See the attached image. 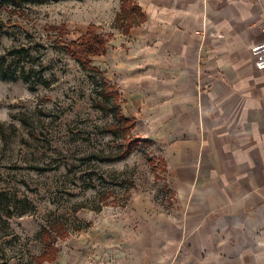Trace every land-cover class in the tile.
<instances>
[{
  "label": "rangeland",
  "instance_id": "374dc122",
  "mask_svg": "<svg viewBox=\"0 0 264 264\" xmlns=\"http://www.w3.org/2000/svg\"><path fill=\"white\" fill-rule=\"evenodd\" d=\"M0 3V69H33L0 78V264H210L167 250L177 213L159 147L135 127L123 158L111 132L126 117L106 98L118 91L107 58L131 32L116 22L122 0ZM92 27L108 46L88 70L66 47Z\"/></svg>",
  "mask_w": 264,
  "mask_h": 264
},
{
  "label": "crops",
  "instance_id": "0c3cea01",
  "mask_svg": "<svg viewBox=\"0 0 264 264\" xmlns=\"http://www.w3.org/2000/svg\"><path fill=\"white\" fill-rule=\"evenodd\" d=\"M136 1L147 20L117 39L109 78L160 149L177 213L167 250L264 264V71L250 51L264 0Z\"/></svg>",
  "mask_w": 264,
  "mask_h": 264
},
{
  "label": "trees",
  "instance_id": "16d2710c",
  "mask_svg": "<svg viewBox=\"0 0 264 264\" xmlns=\"http://www.w3.org/2000/svg\"><path fill=\"white\" fill-rule=\"evenodd\" d=\"M3 1L7 4L16 5L20 4L19 2L21 0H0V2ZM27 0H24V2ZM32 2H38L43 3L46 0H28ZM1 4V3H0ZM121 22L119 24L120 30L123 31V33L127 34L131 31L132 28L137 27V25H140L146 21V15L143 13L141 7L134 1V0H122V6H121V13L118 14L116 22ZM95 27H92L91 31L88 35H86L80 44L74 43L72 46L66 47V51L70 56H73L74 58L78 59L85 69L88 70H94L91 66V59L94 57V55H105L107 51L108 40L103 41L100 37L96 36L94 33ZM7 57L4 59L6 61ZM3 67L0 69V78L5 80H18L23 79L25 81L29 80V74L33 72L32 68L26 69L23 68L22 71H17L19 77L16 75V73L11 74V67L10 63L7 65H2ZM96 70V69H95ZM107 85L110 83L107 82ZM105 87V90H108V88L111 90V87L107 86ZM119 98L121 100L120 93L117 91L114 95L107 93L106 98L111 97ZM116 118L120 123V126L116 128H112L111 132H116L117 130H122L123 135L126 140V147L124 151L122 152V157L126 158L128 157L133 151L134 148H137L136 143L131 141V139H128V135L131 132L132 129L136 127V121L135 119L131 120L130 118L124 117L121 112L116 114Z\"/></svg>",
  "mask_w": 264,
  "mask_h": 264
},
{
  "label": "built area",
  "instance_id": "2783aa9c",
  "mask_svg": "<svg viewBox=\"0 0 264 264\" xmlns=\"http://www.w3.org/2000/svg\"><path fill=\"white\" fill-rule=\"evenodd\" d=\"M250 51L255 68L258 71H264V40L253 44Z\"/></svg>",
  "mask_w": 264,
  "mask_h": 264
}]
</instances>
